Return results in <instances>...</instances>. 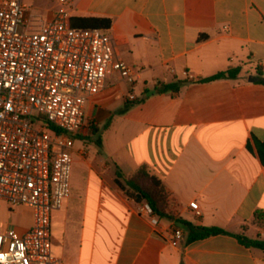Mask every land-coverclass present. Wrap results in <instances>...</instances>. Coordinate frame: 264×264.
I'll return each mask as SVG.
<instances>
[{"label":"crops","instance_id":"obj_1","mask_svg":"<svg viewBox=\"0 0 264 264\" xmlns=\"http://www.w3.org/2000/svg\"><path fill=\"white\" fill-rule=\"evenodd\" d=\"M61 8L76 28L110 18L117 56L141 79L131 86L114 73L87 102L71 193L52 216L54 253L66 264H264V249L233 235L171 240L179 226L141 214L144 202L116 181L117 166L129 175L146 165L171 190L179 217L264 241L253 222L264 210V0H54L37 15L52 19ZM236 68L235 77L202 81ZM174 82L185 83L154 92ZM12 208L14 228L29 229L33 210ZM0 227L8 228L1 216Z\"/></svg>","mask_w":264,"mask_h":264},{"label":"built area","instance_id":"obj_2","mask_svg":"<svg viewBox=\"0 0 264 264\" xmlns=\"http://www.w3.org/2000/svg\"><path fill=\"white\" fill-rule=\"evenodd\" d=\"M115 47L105 29L73 27L64 8L44 19L24 0L0 2V201L34 213L23 232L0 227V264H66L53 251L52 216L71 193L86 104L114 73L131 86L141 79ZM190 207L202 215L196 201ZM139 212L156 215L146 202ZM184 238L176 227L171 240Z\"/></svg>","mask_w":264,"mask_h":264},{"label":"trees","instance_id":"obj_3","mask_svg":"<svg viewBox=\"0 0 264 264\" xmlns=\"http://www.w3.org/2000/svg\"><path fill=\"white\" fill-rule=\"evenodd\" d=\"M87 21V28H101L109 29L112 26V20L110 18L103 17H90L83 18ZM70 24H72V19L70 18ZM206 36H201L199 39L203 40ZM240 68H236L232 71L221 72L212 77L203 79L202 81H213L226 77H235L240 72ZM185 82H174V83H161L156 86L154 92L162 93L174 91L178 92L181 86ZM260 83L264 85V78H260ZM129 107L127 105L124 111ZM96 133L95 129L93 130ZM99 142V141H98ZM259 155L264 163V142L259 146ZM116 181L122 189L129 187L135 194V198L139 202L148 203L154 213L163 219H169L174 221L180 228L183 229L185 233V242L191 243L197 240L205 239L210 236L227 234L233 235L239 239V241L247 247L251 248H261L264 249V241L259 239L249 238L244 235H236L229 232L226 229L216 227V226H200L192 222L184 220L175 214L174 211H170V208L174 204V196L171 190L166 186L164 180L157 175L153 174L148 166H141L132 174H125L118 166L116 170ZM253 222L260 228L264 229V210L258 209L253 218Z\"/></svg>","mask_w":264,"mask_h":264},{"label":"rangeland","instance_id":"obj_4","mask_svg":"<svg viewBox=\"0 0 264 264\" xmlns=\"http://www.w3.org/2000/svg\"><path fill=\"white\" fill-rule=\"evenodd\" d=\"M29 2L31 3L30 9L33 8L35 14L37 15V14H40V13L41 14L44 13L45 12L44 8H47V6L53 4L54 0H29ZM20 31H23V27L22 26L20 27ZM98 135H99V132H97V131H96L95 134L93 133L94 137H99ZM74 138H75V142L77 141V145H82L83 141H82L81 138L76 137V136ZM1 204L4 205V206H2L0 208V216H1L2 220L7 223V227L8 228H14L16 226V222H14L12 220V218H10L9 211H12V210H14L16 208H12L6 202H2ZM22 216L24 217V215H22Z\"/></svg>","mask_w":264,"mask_h":264}]
</instances>
